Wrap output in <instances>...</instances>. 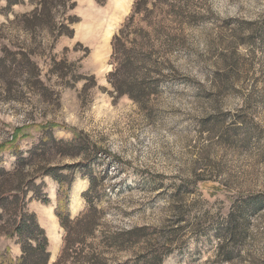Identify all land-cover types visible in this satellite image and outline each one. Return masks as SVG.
I'll return each mask as SVG.
<instances>
[{"label":"rangeland","instance_id":"1","mask_svg":"<svg viewBox=\"0 0 264 264\" xmlns=\"http://www.w3.org/2000/svg\"><path fill=\"white\" fill-rule=\"evenodd\" d=\"M72 1L73 35L52 44L46 32L7 25L32 9L29 0L7 13L0 0L2 44L33 49L47 89L32 94L17 80L7 97L0 82V144L15 128L46 123L55 139L76 138V157L48 156L77 165L68 229L56 217L53 178L37 180L46 203L26 206L47 238V264H157V252L160 264H264V0H145L134 14L136 0L123 11L115 0ZM122 28L120 44L146 61L139 73L157 80L141 102L118 97L108 80ZM52 59L71 64L63 80L49 73ZM80 76L95 86L74 83ZM30 129L16 142L24 153L41 135ZM14 162L11 151L0 153V167ZM88 176L96 178L92 210ZM230 222L237 232L229 237ZM20 254L0 236V262Z\"/></svg>","mask_w":264,"mask_h":264},{"label":"trees","instance_id":"2","mask_svg":"<svg viewBox=\"0 0 264 264\" xmlns=\"http://www.w3.org/2000/svg\"><path fill=\"white\" fill-rule=\"evenodd\" d=\"M5 1L4 12L7 13L14 5L22 4L24 0ZM94 1L98 5H103L106 2V0ZM143 2L145 0L135 1L133 14L139 11V7ZM29 4L32 6L29 12L14 15L12 20H7V25L21 28L25 34L31 37L46 32L51 38L52 44L60 37H72L73 29L71 26L78 22V19L70 14L75 8V3L72 0H29ZM6 13L4 14L6 15ZM131 19L132 17H130ZM1 32L0 29V82L3 86L4 95L11 97L16 93L17 80L22 81L32 94H38L40 90L47 91L41 80V70L33 60L36 52L33 49H25L19 46L10 49L2 44ZM123 33L122 28L120 35L113 38V56L118 63L109 74L108 80L118 97L127 95L131 99L141 102V96L150 87V82L156 84L157 80L140 74L141 69L146 65V61L137 56L132 51V47L128 49L120 44V37ZM70 67L71 64H67L64 59L60 61L52 59L49 73L51 75L55 74L63 80L70 74L66 70ZM79 80L91 81L92 86H95L93 76H80L75 79L74 83ZM65 85L73 86L68 82ZM87 88L88 85L83 84L82 89L86 90ZM36 127L40 129L39 142L26 153L20 151L16 145L17 140L29 137L30 128ZM36 127L28 125L15 128L11 141L0 144V153L7 150L15 156V162L11 169L7 170L0 167V236L15 240V244L19 245L21 252L17 261L12 264H47L49 260L45 233L37 224L35 215L29 213L26 209L27 203L32 200L44 204L47 201L42 191V183L37 184L38 179L47 176L57 182L59 185V207L55 212L56 217L60 226L64 229L67 230L69 224L67 194L73 182L77 165L70 164L65 167L52 164V160H49L48 156L76 157L78 155L75 152L76 138H73L70 142L55 139L53 136L55 126L51 123ZM88 180L89 188L85 193V197L92 210L96 178L88 176ZM233 226L237 225L233 223ZM233 226L231 222L228 224L227 227L229 228L225 229V235L230 237L236 234L237 229ZM94 229L95 224L86 230L87 235H91ZM161 261L160 252H157V264H160ZM0 264H3V262H0Z\"/></svg>","mask_w":264,"mask_h":264},{"label":"bare ground","instance_id":"3","mask_svg":"<svg viewBox=\"0 0 264 264\" xmlns=\"http://www.w3.org/2000/svg\"><path fill=\"white\" fill-rule=\"evenodd\" d=\"M125 1L126 0H115L114 2H115V5H116V7L120 10V11H123L124 10V5H125ZM112 26H108L107 27V29H106V31H105V33H104V39H107V38H109V36H110V34H111V32H112ZM84 30H85V34H88L89 33V27H84ZM103 59V58H102ZM101 69H103V68H101Z\"/></svg>","mask_w":264,"mask_h":264}]
</instances>
